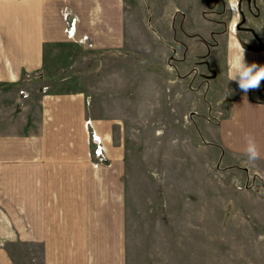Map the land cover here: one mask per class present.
<instances>
[{
  "label": "rangeland",
  "instance_id": "1",
  "mask_svg": "<svg viewBox=\"0 0 264 264\" xmlns=\"http://www.w3.org/2000/svg\"><path fill=\"white\" fill-rule=\"evenodd\" d=\"M126 2L125 15L144 17L128 24L129 51L106 57L67 47L50 57L51 64H62L59 76L76 78L87 95L96 91L97 102L106 100L96 111L112 114L114 137L123 136L130 187L126 264H264V202L251 208L235 196L239 189L264 196V179L234 158L216 131L239 90L225 74L229 34L243 46L264 49V0H198L196 10L194 1L176 0L174 38L164 45L150 28L159 25L145 18L168 15L167 2ZM62 15L70 37L76 17L67 9ZM126 64L128 88L104 87L106 69ZM248 92L263 100L264 80ZM96 134L88 125L90 152L102 160L105 146ZM202 203L207 216L201 217ZM7 250L14 264H41L39 249L16 243Z\"/></svg>",
  "mask_w": 264,
  "mask_h": 264
},
{
  "label": "crops",
  "instance_id": "2",
  "mask_svg": "<svg viewBox=\"0 0 264 264\" xmlns=\"http://www.w3.org/2000/svg\"><path fill=\"white\" fill-rule=\"evenodd\" d=\"M164 1L168 15L145 18L159 25L150 28L163 45L174 38L173 14L180 11L176 0ZM192 1L196 10L198 0ZM127 5L126 0H0V264H14L7 249L16 243L39 249L41 264L128 262L130 187L123 136L114 137L112 114L96 111L95 104L106 100L97 102L96 91L87 95L76 78L59 76L62 64L50 63L67 47L106 57L129 51L128 24L141 18L125 15ZM64 9L76 17L70 37L63 29ZM235 37L229 34L226 48L228 79V61L236 46H243ZM243 48L247 64L264 65V49ZM106 70L104 87L121 93L128 88L129 65ZM88 125L104 143L102 160L90 152ZM216 129L226 150L264 179V97L255 100L239 88ZM248 132L259 146L255 162L244 152ZM237 191L235 196L251 208L264 202L263 195L249 189ZM203 208L202 203L201 217L207 216Z\"/></svg>",
  "mask_w": 264,
  "mask_h": 264
},
{
  "label": "clouds",
  "instance_id": "3",
  "mask_svg": "<svg viewBox=\"0 0 264 264\" xmlns=\"http://www.w3.org/2000/svg\"><path fill=\"white\" fill-rule=\"evenodd\" d=\"M233 7L235 4L233 2ZM230 69L229 80L236 81L239 88L247 93L260 87L261 81L264 80V65L256 63L247 64L245 61V49L242 45H237L234 54L228 61ZM230 92L228 89L227 94ZM226 94V95H227ZM245 155L250 162H255L260 158L259 146L253 133L248 132L244 135Z\"/></svg>",
  "mask_w": 264,
  "mask_h": 264
},
{
  "label": "built area",
  "instance_id": "4",
  "mask_svg": "<svg viewBox=\"0 0 264 264\" xmlns=\"http://www.w3.org/2000/svg\"><path fill=\"white\" fill-rule=\"evenodd\" d=\"M93 139L96 141V140H99V137L97 136V134L93 137ZM97 152V150H96Z\"/></svg>",
  "mask_w": 264,
  "mask_h": 264
}]
</instances>
